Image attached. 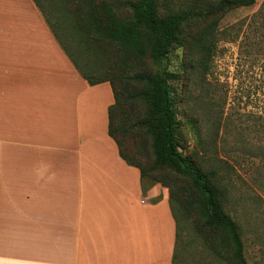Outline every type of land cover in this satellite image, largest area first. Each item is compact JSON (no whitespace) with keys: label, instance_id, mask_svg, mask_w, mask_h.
<instances>
[{"label":"crops","instance_id":"obj_1","mask_svg":"<svg viewBox=\"0 0 264 264\" xmlns=\"http://www.w3.org/2000/svg\"><path fill=\"white\" fill-rule=\"evenodd\" d=\"M29 2L0 0V264H172L169 188L143 190L108 133L111 84Z\"/></svg>","mask_w":264,"mask_h":264},{"label":"trees","instance_id":"obj_2","mask_svg":"<svg viewBox=\"0 0 264 264\" xmlns=\"http://www.w3.org/2000/svg\"><path fill=\"white\" fill-rule=\"evenodd\" d=\"M34 1L81 76L91 85L111 84L114 103L108 110V133L121 157L139 168L143 190L156 183L169 188L176 223L172 264L188 263L193 234L186 231L187 225L199 236L203 253L228 264H248L242 224L227 211L234 187L218 178L215 169L204 168L195 154L180 150L173 91L179 73L170 69L169 60L174 49H182L194 68L208 74L222 40L221 21L230 11L256 0H133L124 16L108 2L73 0L79 38L86 50L95 48V54L108 61L102 75L78 65L39 1ZM236 30L243 39L251 38L242 50L251 53L252 47L264 58V0L248 24L239 23ZM239 34L231 33L227 41H236ZM126 139L136 142L139 154L146 152L150 141L153 158L145 164L133 161L125 152Z\"/></svg>","mask_w":264,"mask_h":264},{"label":"rangeland","instance_id":"obj_3","mask_svg":"<svg viewBox=\"0 0 264 264\" xmlns=\"http://www.w3.org/2000/svg\"><path fill=\"white\" fill-rule=\"evenodd\" d=\"M29 1L35 2L20 0L21 7ZM38 1L52 29L77 57L78 65L102 75L108 61L96 55L95 48L86 50L79 38L74 28L77 17L73 0ZM97 1L108 2L124 16L133 0ZM260 4L236 8L223 18L219 25L222 40L208 74L194 68L182 49H174L169 60L170 69L179 73L173 91L180 120V150L195 154L204 168L215 169L218 178L234 187L233 203L227 211L242 224L248 264H264V58L252 47L251 53L242 50V46L248 48L251 38L243 39L236 28L242 22L247 25ZM29 10L25 7L21 12ZM236 32L240 33L237 40L227 41ZM135 144L124 141L125 152L133 161L145 164L153 158L150 141L143 154L137 153ZM186 231L193 234L187 264H228L203 253L199 236L189 225Z\"/></svg>","mask_w":264,"mask_h":264}]
</instances>
